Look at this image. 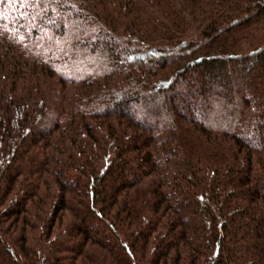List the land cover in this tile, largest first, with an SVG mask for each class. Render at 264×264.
<instances>
[{
	"label": "trees",
	"instance_id": "trees-1",
	"mask_svg": "<svg viewBox=\"0 0 264 264\" xmlns=\"http://www.w3.org/2000/svg\"><path fill=\"white\" fill-rule=\"evenodd\" d=\"M0 264H264V0H0Z\"/></svg>",
	"mask_w": 264,
	"mask_h": 264
}]
</instances>
